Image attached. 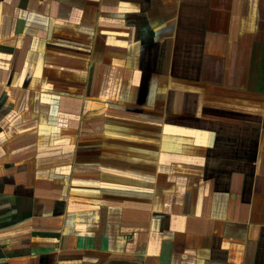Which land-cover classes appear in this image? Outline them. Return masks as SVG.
<instances>
[{"label": "crops", "instance_id": "1", "mask_svg": "<svg viewBox=\"0 0 264 264\" xmlns=\"http://www.w3.org/2000/svg\"><path fill=\"white\" fill-rule=\"evenodd\" d=\"M0 264H264V0H0Z\"/></svg>", "mask_w": 264, "mask_h": 264}]
</instances>
